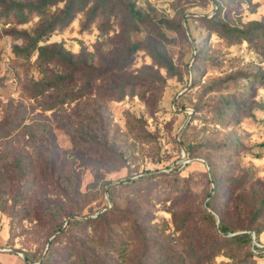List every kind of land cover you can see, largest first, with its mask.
Here are the masks:
<instances>
[{
  "label": "rangeland",
  "instance_id": "obj_1",
  "mask_svg": "<svg viewBox=\"0 0 264 264\" xmlns=\"http://www.w3.org/2000/svg\"><path fill=\"white\" fill-rule=\"evenodd\" d=\"M256 240L264 0H0V264H264Z\"/></svg>",
  "mask_w": 264,
  "mask_h": 264
},
{
  "label": "trees",
  "instance_id": "obj_2",
  "mask_svg": "<svg viewBox=\"0 0 264 264\" xmlns=\"http://www.w3.org/2000/svg\"><path fill=\"white\" fill-rule=\"evenodd\" d=\"M31 11H30V13L31 12H33V11H37L38 9L36 8V9H30ZM205 163V162H204ZM214 195H215V192L213 191L212 193H210V196H209V199H208V202L209 201H211V199L214 197ZM209 206V209L211 210V211H213V207L212 206H210V205H208ZM210 211V212H211ZM211 214V213H210ZM249 237V239H252V237H251V235H249L248 236ZM253 240V239H252ZM254 242V241H253ZM256 243H258V244H261V245H263L264 246V241H258V240H256ZM260 249H264V247H262V248H260V247H258L255 243L253 244V247H252V254H253V256L254 257H257V255H255V254H258V251L260 252Z\"/></svg>",
  "mask_w": 264,
  "mask_h": 264
},
{
  "label": "built area",
  "instance_id": "obj_3",
  "mask_svg": "<svg viewBox=\"0 0 264 264\" xmlns=\"http://www.w3.org/2000/svg\"><path fill=\"white\" fill-rule=\"evenodd\" d=\"M256 245H257L258 247H260V248L264 247L263 245L258 244V243H256Z\"/></svg>",
  "mask_w": 264,
  "mask_h": 264
}]
</instances>
